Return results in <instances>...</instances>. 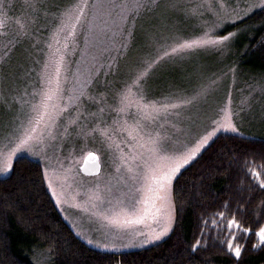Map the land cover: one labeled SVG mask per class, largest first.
Here are the masks:
<instances>
[{
    "label": "rangeland",
    "instance_id": "374dc122",
    "mask_svg": "<svg viewBox=\"0 0 264 264\" xmlns=\"http://www.w3.org/2000/svg\"><path fill=\"white\" fill-rule=\"evenodd\" d=\"M40 2L42 7L48 9L68 3L61 9L64 10L71 9L77 0H40ZM226 2L229 3L230 8H235L237 4L243 8L245 0H226ZM8 3L12 11L9 14L11 22L7 23V27L15 21L17 30L22 33L17 21L21 23L25 21L21 17H14L19 7H26V2L8 0ZM200 3L201 0H177L178 6L172 8L169 7L168 0H158V5L151 10H141L138 16H130L126 22H121L126 31L117 37V43L123 41L128 45L126 55L120 56L110 70L108 61L111 57L105 54L100 58L97 68L100 64H103L104 68H100V76L94 82L90 95L99 99L101 93H106L107 102L115 106L113 94L132 85L136 65L141 60L151 61L162 57L149 74L147 85L133 86L134 93L139 87L146 102L157 104L175 103L178 98L191 96L201 88L207 90V95L193 105H182L180 108L161 112L154 123L145 121L150 130L159 132L166 142L171 141L175 144L177 139L180 141L192 139L215 120L216 127L235 123L244 135L264 138V89L258 87L264 84V72L255 67L251 50L243 44V40L250 36L251 31L240 21L234 25L224 18L226 13L230 15L228 9L221 12L222 23L205 9H200L202 15L189 14V9ZM92 11L85 9L81 17L83 27L79 25L77 27L78 38L70 42V50L66 54V67L71 72H75L76 62L81 59L83 37L79 33L86 32L87 21L91 18ZM119 14V9L113 12L118 21ZM47 16L49 15H46V18ZM44 22L41 21L42 24ZM53 30L54 27L43 39L42 47L37 43L29 46L28 39L24 38L18 45L7 49L4 37L0 34V58L3 59L0 63V98L6 96L9 101L8 104L0 105V147L6 143L4 138L10 137L14 130H22L18 129V126L27 125L28 120L34 115L27 104L14 103V98L18 100L21 94L38 89L39 73L48 51L46 44ZM4 32L6 29H0V33ZM128 32L132 33L130 37ZM204 32H210L213 38L227 35L229 32H235L236 35L225 45H208L164 55L177 43L200 36ZM63 36L64 34L61 33V40ZM30 47L35 54L42 50L43 56L41 60H37L39 64L36 63L37 61L29 62ZM111 55H115V52L113 51ZM105 72L108 73L106 76ZM67 87L70 88L71 83ZM24 100L34 102L31 95L24 96ZM79 107L80 118L76 124L68 127L67 132L64 128L68 126L70 119L76 117V111L69 109V112L61 117L58 126L54 129L57 139L51 142L52 146L49 149V154L54 157V165L59 162L63 164V169H70L69 172L61 170L56 176L57 184L62 186L64 202L57 204L56 198L52 196L61 215L80 239L87 244L92 240L93 243L89 245L100 250L139 249L161 241L166 236L160 240L142 243L146 236L136 235V233L148 234L153 230L158 231L157 226L150 220L145 224L132 225L127 230L118 231L100 215L110 214L109 201L115 204L116 200L120 199L124 200L126 205H131L137 195L135 189L140 185L130 179L129 174L121 167L120 149H123V153L129 152L126 143L122 142L127 141L128 136L126 131L118 132L113 125V120L117 118L116 113L106 108L102 116L98 114L93 118L90 113L97 112L98 105L94 100L87 98L82 100ZM131 111L135 112V109ZM125 119L131 120V117ZM97 124L101 128L111 126L110 135L114 133L111 147H109L110 142L99 132L85 135ZM222 132L226 131L219 133ZM116 145H119V149ZM89 152H95L99 157L101 171L97 176H84L80 173L79 167ZM22 155L31 159L26 153ZM117 167H121L120 172L116 171ZM136 174L137 176L140 174L139 170ZM97 185L104 196V201L96 202L97 206L93 208L86 201L89 194L96 190ZM106 185L111 189L110 193L105 191ZM57 190L60 191L61 188L57 187ZM49 191L52 195L50 189ZM257 242H259L258 238ZM103 244H108L109 247L98 246ZM113 244L116 245L114 249ZM129 244L135 246H124Z\"/></svg>",
    "mask_w": 264,
    "mask_h": 264
},
{
    "label": "snow or ice",
    "instance_id": "6c2138e0",
    "mask_svg": "<svg viewBox=\"0 0 264 264\" xmlns=\"http://www.w3.org/2000/svg\"><path fill=\"white\" fill-rule=\"evenodd\" d=\"M25 2L30 12H35L41 7L40 0H25ZM168 2L169 7L178 6L177 0H168ZM157 5L158 0H77L71 9H58V15L54 17V30L46 44L48 51L39 73L38 89H34L31 93L21 94L18 100L14 98V103L27 104L34 115L28 120L27 125L18 126V129L22 130H14L10 137L4 138L6 143L0 147V176L11 178L18 172L23 174L35 162L42 179L47 183L52 196L56 198V203L61 204L64 202L62 200L63 191L62 186L56 182V176L59 171L69 172L70 169H63V164L59 162L54 165V157L49 154L51 142L57 139L54 129L58 126L59 120L66 112H69V109L76 111V117L70 119L68 126L64 128V131L67 132L68 127L76 124L80 118L79 106L84 98L94 100L98 105L97 112L90 113L93 118L98 114L102 116L106 108L115 112L117 118L113 120V125L116 126L118 132L126 131L128 136V140L122 142L126 143L129 152L123 153V149H120L121 167L129 174V178L139 183L140 186L135 189L137 195L131 205H126L125 201L120 199H117L115 204L109 201L110 214L101 213L100 215L118 231L127 230L132 225L152 221L158 231L153 230L148 234L136 233L139 236H146L141 241L142 243L160 240L172 231L176 210L173 182L178 179L182 169L190 165L220 131L231 132L237 136L244 135L235 123L216 127L215 120L211 121L202 133L190 140L180 141L177 139L175 144L171 141L166 142L159 132L150 130L144 123L145 121L154 123L160 117L161 112H168L171 109L180 108L182 105H193L207 95V90L201 88L191 96L178 98L175 103L157 104L156 102H146L143 91L139 87L134 93L133 86L147 85L149 74L162 57L151 61L141 60L136 65L135 79L132 81V85L113 94L115 106L107 102L106 93H101L99 99L90 95L94 82L100 76V68H104L103 64L97 68L100 58L105 54L111 57L108 61L110 70L112 64L120 56L126 55L128 45L123 41L117 43V37L126 31L121 22H126L130 16H138L141 10H151ZM85 9L93 11L91 18L87 21L86 32L79 33L83 37V47L80 50L81 59L76 62L75 72H71L66 67V54L70 50V42L78 38V25L83 27L81 17L84 15ZM116 9L120 10L119 21L113 15ZM200 9L211 12L213 16L221 20V23L223 22L221 12L228 9L230 15L226 13L224 18L235 25L238 21H244L257 9L264 10V0H245L243 8H240L239 4L235 8H230L226 0H201L199 5L189 9V14L202 15L203 12ZM11 11L12 8L9 6L8 0H0V29H6L7 23L11 22L9 20ZM17 23L22 33L27 35L28 24L32 21L24 23L17 21ZM61 33L64 34L63 40L60 39ZM0 34L7 35L6 32ZM131 35L132 33L128 32V36ZM235 35V32H229L227 35L213 38L210 32H204L200 36L177 43L170 52H165L164 55L168 56L170 53L194 50L208 45H225ZM113 51L115 55H111ZM2 62L3 59L0 58V63ZM107 74V72L104 73L105 76ZM69 76H71V81H69ZM69 83H71L70 88L67 87ZM258 87L264 89V84H260ZM26 95H31L34 102L24 100ZM8 103L6 96L0 98V105ZM132 109H135V112H132ZM129 116L131 120L125 119ZM209 128L211 130H208ZM96 132H99L110 142L109 147L112 146L111 141L114 133L110 135L111 126L101 128L97 124L85 135ZM116 147L119 149V145ZM25 153L31 159H26L22 155ZM88 158L93 161V167L98 173L99 157L95 152H89ZM121 167H117L116 171L120 172ZM241 168L252 189L264 192V153L254 156L252 159H242ZM138 170L140 174L137 176ZM57 187H60L61 190L58 191ZM105 191L110 193L111 189L106 185ZM103 201L104 196L97 185L96 190L89 194L86 203L95 208L96 202ZM221 208L222 210L212 212L207 219L202 221V227L195 241L190 243L186 249L188 258L184 264H195L198 253L210 246L219 247L231 254L239 264L244 245L247 242L246 238L252 233L259 241L253 244V247L264 245V200L261 201L260 211L254 213V219L257 221L255 229L238 218V213L242 210L241 207L230 212V204L226 201ZM88 243L92 244L93 241L89 240ZM98 246L109 247L108 244ZM115 247L116 245L113 244L112 248ZM52 252L53 249H48L49 256ZM34 255L37 256V264H39V254L34 253ZM116 264H122V262L117 261Z\"/></svg>",
    "mask_w": 264,
    "mask_h": 264
},
{
    "label": "trees",
    "instance_id": "16d2710c",
    "mask_svg": "<svg viewBox=\"0 0 264 264\" xmlns=\"http://www.w3.org/2000/svg\"><path fill=\"white\" fill-rule=\"evenodd\" d=\"M66 5L53 9L41 6L35 12H30L27 6L19 7L14 18L21 17L25 22L32 19V23L28 24L27 35L17 30L15 21L6 28L7 35L2 37L7 49L24 38L28 39L29 46L37 43L42 47L43 39L55 26L57 10ZM46 15L49 16L46 18ZM241 24L251 31L243 44L251 50L255 67L264 72V10L253 12ZM31 49L29 62L41 60L42 50L35 54ZM261 153H264L262 137L218 133L173 182L176 210L172 231L157 243L123 251L100 250L80 239L61 215L33 162L23 174L0 178V264H37L34 253L39 254V264H116L117 261L184 264L188 258L186 249L195 241L202 221L212 212L222 210L224 202H229L230 212L241 207L238 218L254 229L257 227L254 213L260 211L264 192L252 189L241 162ZM246 240L239 264H264V245L253 247L258 243L254 233ZM50 248L53 249L51 256ZM195 264H237V261L219 247L210 246L198 253Z\"/></svg>",
    "mask_w": 264,
    "mask_h": 264
},
{
    "label": "water",
    "instance_id": "95a60500",
    "mask_svg": "<svg viewBox=\"0 0 264 264\" xmlns=\"http://www.w3.org/2000/svg\"><path fill=\"white\" fill-rule=\"evenodd\" d=\"M80 173L84 176H97L101 171V165L99 162V172L93 167V161L88 158V154L84 157L82 164L79 167Z\"/></svg>",
    "mask_w": 264,
    "mask_h": 264
}]
</instances>
